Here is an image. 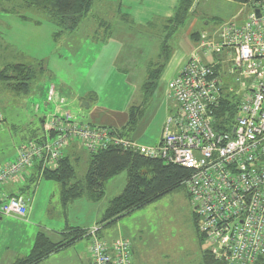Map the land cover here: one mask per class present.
Returning <instances> with one entry per match:
<instances>
[{"label": "built area", "instance_id": "obj_1", "mask_svg": "<svg viewBox=\"0 0 264 264\" xmlns=\"http://www.w3.org/2000/svg\"><path fill=\"white\" fill-rule=\"evenodd\" d=\"M245 6V21L204 36L169 83L175 111L166 119L158 145H137L107 128L76 122L61 109L66 102L50 86L46 103L55 109L44 129L54 138L19 146L13 160L0 165V188L21 185L37 162L52 169L72 143L88 154L110 147L130 149L190 171L183 187L195 230L217 261L255 264L264 259V0ZM219 55V63L205 62V57ZM223 100L235 104V111L229 131L217 132L215 117ZM27 212L21 195L0 191V216L24 219ZM97 231H89L91 264H132L128 240L108 243L96 237Z\"/></svg>", "mask_w": 264, "mask_h": 264}, {"label": "rangeland", "instance_id": "obj_2", "mask_svg": "<svg viewBox=\"0 0 264 264\" xmlns=\"http://www.w3.org/2000/svg\"><path fill=\"white\" fill-rule=\"evenodd\" d=\"M132 4L136 10L135 3ZM127 10L123 0H95L91 14L83 19L76 32L68 35L63 33L60 37H55L58 31L55 25L41 12L28 9L24 0L0 2V71L13 64L42 68L26 95L17 94L12 88L13 85L10 87L0 81V115L3 120L0 133H3L1 135L4 137L3 143L8 147L0 154L4 158L3 161L0 160V164L11 162L17 148L27 142V138L23 136L24 130L38 131L40 135L38 138L43 137L40 119H50L55 109L54 104L46 103V92L50 86H53L58 96L66 102L61 109L78 123L89 114L99 117L100 112L96 111L95 106L123 112L126 106H134L142 101V91L126 82L124 72L108 69L110 52L116 49L115 46L113 45L108 52L101 49L106 43H103L104 40L110 37L114 24L123 23V18L131 22L130 25L127 24L129 30L144 35H147L145 31L147 23L151 25L150 28L154 25L161 26V23L154 21L157 18H150L146 24L137 23L134 17L130 18L126 14ZM241 10L244 12L240 18L244 20L249 11L244 5L231 0L200 3L196 11V25L199 28H202L201 24L205 27L216 25V19L210 16L215 13L226 14L228 22ZM180 31H185V28ZM157 41L160 42L158 37ZM153 48L152 59L155 61L157 59L155 55L157 56L160 50L157 44ZM95 59H102L100 64L102 69L99 66L96 69L90 67ZM82 103L87 105L89 103L90 108L81 106ZM150 104L151 101L147 108H150ZM36 106L39 107L38 112L34 110ZM174 111L175 109L169 115ZM169 115H165L161 110L155 112L149 130L138 142L141 145H153L159 138L157 135L160 125L164 124ZM85 159L83 156L74 164L75 181L84 180L87 170ZM122 173L119 177L125 178L126 173ZM107 183L108 181L105 187ZM27 194L26 192L23 196L29 200L31 194ZM111 196L114 195H111L107 188L103 202ZM106 206L107 204L104 209ZM44 216L53 219L52 209H46ZM5 219L24 221L25 218L0 216V237L7 231H17V236H21L20 247L27 248L32 238L31 234L23 233V230H13L12 227L10 229ZM97 227L101 229L100 236L103 241L110 242L119 236L130 242L132 264H203V252L208 248L205 241H200L201 237L195 231L193 207L185 187L178 188L154 203L119 218L112 227L104 228L98 223ZM4 242L6 241H0V255L4 253ZM82 244L89 247L91 238L83 239ZM14 248L15 246L11 247L10 251ZM0 264L6 262L0 261Z\"/></svg>", "mask_w": 264, "mask_h": 264}, {"label": "trees", "instance_id": "obj_3", "mask_svg": "<svg viewBox=\"0 0 264 264\" xmlns=\"http://www.w3.org/2000/svg\"><path fill=\"white\" fill-rule=\"evenodd\" d=\"M7 1L11 0H0V2ZM94 1L24 0V4L28 9L44 14L48 21L52 22L59 31L54 36L60 37L63 33L68 35L77 31L83 19L91 14ZM231 1L245 6L250 0ZM194 2L195 0H178L170 18H157L154 20L158 24L161 23V26L154 25L150 28L149 23H147L148 26H145L147 34L151 33L150 35L154 36L156 40L157 37L160 39L158 43L160 50L158 61L148 65L147 81L142 86V105L138 108H130L127 122L120 130L107 128L115 132L118 137L127 139L126 137L136 128L145 106L151 99L159 76L170 58L172 42L180 32L182 33L180 30L186 28L192 18L190 13ZM122 21L131 24L125 18ZM190 38L194 43H199L200 34L192 33ZM41 71V67L36 69L25 64L8 65L0 71V81L10 87L13 85L12 88L17 94L26 95ZM234 111L235 104H231L226 100L221 101L219 112L215 117L214 128L217 132L229 131ZM225 112L228 113L227 117ZM40 123L43 128V137L38 138L34 134V137L28 140L27 143L53 140L54 133L44 129L45 121L43 118L40 119ZM122 172L126 173V185L122 192L111 199L104 209L98 222L104 228L114 226L119 218L142 209L183 187V182L190 175V171L182 167L166 164L161 160L144 158L130 149L110 147L95 154H89L88 168L83 182L75 181L74 168L67 156H62L52 169L45 166L42 161L37 162L28 182L36 184L39 180H45L58 184L60 187V203L65 208L69 203L80 198H85L94 203L100 202L104 198L105 183ZM193 221L195 227L194 214ZM100 230L98 229L96 237L102 240ZM61 237L62 241L57 243L52 242L44 233H38L28 255L17 259L13 264H40L51 254L73 245L80 239L89 238L90 234L89 230L68 227L61 233ZM199 239L201 242L204 241L202 237ZM202 258L203 264H224L217 261L208 249L203 252ZM255 264H264V259H259Z\"/></svg>", "mask_w": 264, "mask_h": 264}, {"label": "crops", "instance_id": "obj_4", "mask_svg": "<svg viewBox=\"0 0 264 264\" xmlns=\"http://www.w3.org/2000/svg\"><path fill=\"white\" fill-rule=\"evenodd\" d=\"M177 1L178 0H123V2L126 3V7L128 9L126 14L130 18L134 17L137 23L145 24L148 20H150V18H170L173 14V10L177 4ZM211 1L213 0H195L191 8L190 15H192V18L189 24L185 28V31H182V33L179 34L172 42V52L169 60L166 62L165 67L159 76L157 85L151 96L150 108H147V105L145 106L143 115L139 119L136 128L126 137L128 140L136 143L137 145H141L138 141L141 136H143V134L149 130L151 126L150 121L152 117H154L153 115L155 112L161 110L165 112V115H169V113L175 109V102L168 94V85L177 77L182 67L189 59L190 54L198 49L199 43H194V41L191 40L190 35L192 33H199L201 40L204 36H215L226 24L239 26L245 21V19L243 20L240 18L242 16V12H244L243 10L233 16L232 20L229 19L228 22H226V14L215 13L210 14V16L216 19V25L211 24L210 27H205L201 24L202 28L197 27L196 11L199 7V4L208 3ZM221 1L226 2V0ZM132 3H135V6L137 7L136 10ZM219 16L223 18L221 19ZM153 37L154 36L150 34L144 35L138 33L137 31L129 30L127 24L117 22L112 28L110 37L104 40L103 43H106L103 44L104 46L101 48L103 52H108V50L110 51L112 49L111 47L113 45L115 46L116 49L112 50V53L110 52L111 56L109 57L110 63L108 62V69L111 68L124 72L123 76L127 78L126 82L129 85L139 88L141 91L142 86L147 81L149 68L148 65L158 61L159 54L157 56L155 55L157 58L155 61L152 59L154 53L153 47H156V44L158 46V41ZM221 59L222 57H220V55L211 57L208 56L205 57V62L219 63ZM101 60L102 59H95L94 63L90 67L95 69L98 68V66L100 67V64L102 63ZM100 68L102 69V66ZM141 98L143 99V96ZM128 102L130 103V100ZM141 105L142 101L135 104L134 106H126V110L123 112L95 106L96 111L100 112L99 117L89 114L87 115L88 117L86 119H82L81 123H85L93 127L120 130L127 122L130 108H138ZM89 108L90 104L88 103V109ZM43 120L45 121L46 119L43 118ZM164 124L160 125L161 127L159 128V133L157 135L159 138L156 140V142H154L153 145L141 146L158 145ZM38 133V131L24 130L23 136L26 137L28 141L34 137V134L36 137L40 136ZM2 134L3 133H0V154L4 148H8L6 144L3 143L4 137L1 136ZM26 143L27 142L24 144ZM62 156L69 157L73 168L74 164H76L80 158L84 156L86 158L85 160L88 168L89 154L84 151V149H82L77 143L70 144L66 151L63 152ZM0 160H4L1 155ZM119 176H121V173L108 180L106 187H104V198L107 188L109 193L114 195L111 196V198L106 199V201L103 202L102 200L101 203H93L87 199L86 201L83 198H80L69 203L65 208H63L60 203V187L53 185L49 181L40 180L35 185L30 184V182H28L29 178H27L21 185L8 184L1 187L0 191L4 196L21 195L25 199V196L23 195H25L26 192L31 194L29 200L25 199L28 204V212L25 220L18 221L14 219H5V222L10 226V229L12 227L13 230H23V233L29 232L32 238H30V244H28L27 248L22 249V247H20L21 236H17V231L13 232L11 230L9 232H5L2 237H0L1 242L6 241L4 242L5 244L3 246L4 253L3 255H0V261H4L6 264H13L17 259L27 256L33 246L35 236L38 233H44L52 242L58 243L62 241L61 233L64 232L68 227L78 228L81 230H89L91 228L98 230L99 228L97 227V223L100 218V213L104 209L105 205L108 204L107 202L110 199L118 196L120 191L124 189L126 185V175L125 178ZM46 209H52L53 219H49L48 217L44 216ZM54 211L56 213L55 216ZM118 239L124 238L118 236L116 239L110 242ZM82 240L83 239H80L73 245L51 254L40 264H91L89 247L83 245ZM13 246H15V248L10 251L11 247Z\"/></svg>", "mask_w": 264, "mask_h": 264}, {"label": "water", "instance_id": "obj_5", "mask_svg": "<svg viewBox=\"0 0 264 264\" xmlns=\"http://www.w3.org/2000/svg\"><path fill=\"white\" fill-rule=\"evenodd\" d=\"M256 14H257V17H259V13L256 12ZM81 106H85L86 108H88V105L86 103H82Z\"/></svg>", "mask_w": 264, "mask_h": 264}]
</instances>
